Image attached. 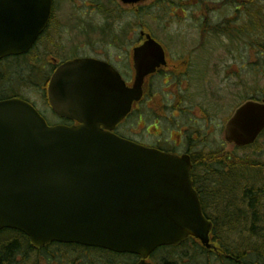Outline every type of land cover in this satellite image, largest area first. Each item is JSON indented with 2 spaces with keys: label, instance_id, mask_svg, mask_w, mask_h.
Wrapping results in <instances>:
<instances>
[{
  "label": "water",
  "instance_id": "water-1",
  "mask_svg": "<svg viewBox=\"0 0 264 264\" xmlns=\"http://www.w3.org/2000/svg\"><path fill=\"white\" fill-rule=\"evenodd\" d=\"M52 2L30 3L46 8L39 12L45 18L34 24L14 17L23 10L10 8L13 0L1 3L0 59L31 49L48 24ZM153 47L159 49L149 41L136 59L156 53ZM145 75L138 76L134 89L119 92L121 78L107 65L76 60L61 66L50 86L51 104L78 126L49 127L30 104L0 102V232H21L36 249L76 244L137 255L139 264H148L155 250L190 237L212 248L213 225L194 190L190 159L140 147L102 129H114L127 116ZM112 91L123 99L114 103ZM101 92L112 97L108 105H91L89 111L86 99ZM263 132L264 103L251 101L229 121L225 138L244 148Z\"/></svg>",
  "mask_w": 264,
  "mask_h": 264
},
{
  "label": "flooded vegetation",
  "instance_id": "flooded-vegetation-1",
  "mask_svg": "<svg viewBox=\"0 0 264 264\" xmlns=\"http://www.w3.org/2000/svg\"><path fill=\"white\" fill-rule=\"evenodd\" d=\"M13 1L15 4L9 6L10 8L23 10L14 15L16 19H26L29 24H34L45 18V15L39 13L46 10L44 6L30 5L31 2L37 3L40 0ZM65 1L68 2L67 5L63 4ZM73 1L75 0H53L48 25L33 47L23 55L0 60V101L21 99L32 104L37 110V104L40 102L51 113L49 119L44 112L38 110L50 126L78 125L76 121L58 117L51 106V81L63 64L77 59L103 62L122 78L125 86L118 81L116 85L119 92H123L124 88L133 89L138 70L145 72L146 69L149 74L142 81L140 100L133 104L128 117L111 132L146 148L190 158L194 189L199 194L207 219L213 222L214 215L211 209L204 207L203 202L207 196H209L207 199L216 202L217 198L210 189L212 183L199 182L196 174L199 169L201 171L199 165H203V162L208 163L207 157L232 156L226 153L228 144L225 140V127L234 113L224 123L223 106L214 111L213 105L204 103L206 99L212 103H222L220 92L222 85L225 87L223 80L219 86L221 90L216 91V95L210 93L208 97H204L202 94V91L204 93L208 91L205 87L209 86L206 79L209 69L213 68L214 74L218 76L215 70L218 63L213 64L215 59L210 58L212 47L205 46L206 41L215 39L204 36V33H207L205 14L210 12V7L203 3L194 6L192 5L194 1L191 0L181 5L176 4V0H89V4H69ZM1 3H5V0H0V6ZM150 4L154 11L164 13L160 16L164 18L170 16L171 20L166 21L170 24L176 13H187L188 7L189 9L195 7L198 10L196 13L204 19L203 23L199 20L196 22L202 25L200 27L202 36L195 39L185 36L164 38L146 32L143 16L145 7ZM87 26L88 31L85 29ZM80 27L83 34L86 32L88 35L91 34L90 38L81 39L76 36V29ZM162 29L167 33V27ZM145 33L151 35L162 51L158 50L156 53L144 56L137 62L135 51L149 41ZM225 39L231 44L229 38L225 37ZM230 49L232 44L227 48ZM37 79H40V82L36 81ZM196 90L198 94L193 97V92ZM91 96L86 99V103L89 102V111L91 105L96 109L107 106L110 100V97L102 92L99 95L93 93ZM211 244L215 249L207 250L198 240L190 239L180 246L171 247L170 259L163 260L161 256L156 259L154 253L147 262L193 264L203 260L204 264H222L219 260H231L220 244L215 242L213 236H211ZM106 255H109L107 264H139L141 261L137 256L111 252H107ZM129 258L132 261H129Z\"/></svg>",
  "mask_w": 264,
  "mask_h": 264
},
{
  "label": "trees",
  "instance_id": "trees-1",
  "mask_svg": "<svg viewBox=\"0 0 264 264\" xmlns=\"http://www.w3.org/2000/svg\"><path fill=\"white\" fill-rule=\"evenodd\" d=\"M230 2L240 6L234 19L212 27L209 33L229 38L232 47L248 50L249 70L264 82V0H227L225 3ZM259 93L262 94L251 100H264V89ZM254 148L257 144L249 149ZM207 159V164L199 165L201 171L196 176L199 182L212 183L210 189L217 198L214 203L207 196L203 202L214 215L212 236L231 259L219 262L264 264V162L234 155ZM165 251L170 256L171 249ZM106 253L60 244L36 251L25 235L11 230L0 232V264H107Z\"/></svg>",
  "mask_w": 264,
  "mask_h": 264
},
{
  "label": "rangeland",
  "instance_id": "rangeland-1",
  "mask_svg": "<svg viewBox=\"0 0 264 264\" xmlns=\"http://www.w3.org/2000/svg\"><path fill=\"white\" fill-rule=\"evenodd\" d=\"M176 1V4L181 5L184 4L187 0ZM191 1H194V3L192 4L194 6L199 3H203L204 5L208 4V8L210 7V12L205 14L207 18V33H204V36L214 37L215 39L206 41L207 44L205 46L209 45L212 47V57L210 58L215 59L212 62L213 64L218 63L217 68L215 69L217 70L216 74H218V76L214 74L215 72L210 65L212 69H209L206 75V79L208 80L207 84L209 86L205 87L208 91H206L207 93H204V91H202V94L204 95V97H208L210 93L216 95V91L220 92L221 89L219 86H221L222 81L224 80L225 87L222 85V91L220 92L222 103H212L207 99L204 101V103L213 105L214 111L215 109H218L219 107L221 108L223 106L222 111L224 116V123H226L227 119L236 111L239 106L244 104L249 98H255L262 94H258V92L264 89V82L262 79L258 80L254 72H250L248 67L250 52L248 50L242 48L241 46L237 45L238 47H236L233 45L232 49H230L232 51L229 52L227 48L231 44L226 42L225 37L211 35L214 34L213 32H211V34L209 33L212 27L215 28L217 25L223 24L228 19H234V15H236L237 12L234 11L233 2L225 3L227 0H203L202 2L201 0H199V2H197L196 0ZM63 4L67 5L68 2L66 3L65 1L63 2ZM69 4H89V0H75L73 2H69ZM189 8L190 7H188V10H186L187 13H176L175 18L170 24L166 22L168 20H171L170 16H167L165 18L160 16L164 13H162V11H154L152 9V4H150V6L145 7L144 11V29H146L148 32H151L154 36L157 37L167 38L166 36H185L190 39H195L197 37L200 38V36H202L200 28L202 25L196 24V22L199 20L203 23L204 19L203 17H199V13H196V11L198 10L195 7L192 9ZM96 24L103 25L102 23ZM163 27H167V33L164 32V30L162 29ZM85 29L88 31V26L85 27ZM117 30L120 29L117 28ZM76 36L81 39H88L90 38L91 34L88 35L87 32L86 34H83L80 27L79 29H76ZM193 46L197 45L193 44ZM36 81L40 82V79H37ZM195 94H198L197 90L193 92V97L195 96ZM28 96L30 97V95ZM37 106L41 110V112H44L50 119L51 113L49 112V110L45 109V107L40 102L37 104ZM226 153L232 156L234 155L239 157H251L256 161L259 160L264 162V138L258 141L257 148L237 149L233 145H228L226 146ZM155 258L157 259V257ZM195 259L197 260V258ZM197 262L193 264H204L203 260H198Z\"/></svg>",
  "mask_w": 264,
  "mask_h": 264
}]
</instances>
